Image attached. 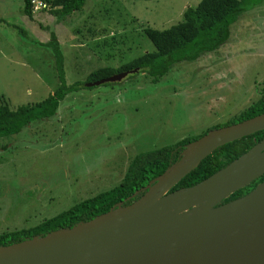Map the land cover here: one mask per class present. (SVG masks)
I'll return each mask as SVG.
<instances>
[{
	"label": "rangeland",
	"instance_id": "obj_1",
	"mask_svg": "<svg viewBox=\"0 0 264 264\" xmlns=\"http://www.w3.org/2000/svg\"><path fill=\"white\" fill-rule=\"evenodd\" d=\"M199 1L85 0L58 21L48 11L29 19L23 0H0V98L10 108L40 101L59 85L52 48L40 44L52 30L66 83L83 82L53 116L0 138V233L117 186L134 155L224 126L260 97L264 0L239 15L218 49L175 62L158 82L140 72L84 86L91 71L153 51L143 29L168 28Z\"/></svg>",
	"mask_w": 264,
	"mask_h": 264
},
{
	"label": "water",
	"instance_id": "obj_2",
	"mask_svg": "<svg viewBox=\"0 0 264 264\" xmlns=\"http://www.w3.org/2000/svg\"><path fill=\"white\" fill-rule=\"evenodd\" d=\"M137 68L84 82H116ZM264 130V112L190 141L131 204L72 228L0 246V264H264V138L198 183L171 190L217 147ZM138 191H135L134 195Z\"/></svg>",
	"mask_w": 264,
	"mask_h": 264
},
{
	"label": "trees",
	"instance_id": "obj_3",
	"mask_svg": "<svg viewBox=\"0 0 264 264\" xmlns=\"http://www.w3.org/2000/svg\"><path fill=\"white\" fill-rule=\"evenodd\" d=\"M259 1L200 0L195 6L186 7L183 11L182 20L168 28L145 27L143 29L144 34L154 46L153 51L145 52L118 68L99 67L91 71L84 82L95 81L116 72L135 68H137V71L132 75L145 72L150 76L152 82H158L161 77L167 74L175 62L196 60L202 53L214 51L223 45L230 36V25L238 19L241 13L251 9ZM84 4L85 0H53V7L48 10V13L60 21L74 11L80 10ZM22 12L29 19L32 18L33 12L30 0H23ZM2 21L3 18H0V22ZM12 26L17 29L21 37L28 38L25 29L15 24ZM40 44L52 48L59 85L53 93L44 99L32 104L19 105L15 109L10 108L6 101L0 98V138L20 132L23 127L33 120L53 116L65 95L83 85L82 81H75L71 84L66 83L64 58L56 33L53 30L50 32V39L46 42H40ZM262 112H264V88L256 101L241 111L235 118L226 122L224 126ZM201 135L185 137L173 144L134 155L128 161L123 177L117 186L79 201L68 209L52 217L45 218L32 227H22L0 233V246L12 245L34 235L43 236L57 229L72 228L79 223L91 221L111 208H116L119 203L122 206L131 204L146 191L150 180L161 175L176 163L180 157V152L187 143ZM263 136L264 130H260L217 147L180 179L172 187V190L194 185L220 168L227 166ZM263 179L264 174L249 185L230 193L221 203L247 193L257 182ZM135 191L138 192L134 195Z\"/></svg>",
	"mask_w": 264,
	"mask_h": 264
},
{
	"label": "built area",
	"instance_id": "obj_4",
	"mask_svg": "<svg viewBox=\"0 0 264 264\" xmlns=\"http://www.w3.org/2000/svg\"><path fill=\"white\" fill-rule=\"evenodd\" d=\"M32 12H44L53 7V0H30Z\"/></svg>",
	"mask_w": 264,
	"mask_h": 264
},
{
	"label": "flooded vegetation",
	"instance_id": "obj_5",
	"mask_svg": "<svg viewBox=\"0 0 264 264\" xmlns=\"http://www.w3.org/2000/svg\"><path fill=\"white\" fill-rule=\"evenodd\" d=\"M262 138H264V136L261 137V139H262ZM261 139H260V140H261ZM260 140H259V141H260ZM257 142H258V141H257ZM257 142H255L254 144H256ZM254 144H253V145H254ZM253 145H252V146H253ZM252 146H251V147H252ZM251 147H250V148H251ZM246 151H247V150H246ZM254 181H255V180H254ZM251 183H252V182H251ZM257 183H258V182H257ZM257 183H256V184H257ZM248 185H249V184H248ZM252 188H253V187H252ZM176 189H178V188H176ZM171 190H172V189H171ZM173 190H174V189H173Z\"/></svg>",
	"mask_w": 264,
	"mask_h": 264
},
{
	"label": "crops",
	"instance_id": "obj_6",
	"mask_svg": "<svg viewBox=\"0 0 264 264\" xmlns=\"http://www.w3.org/2000/svg\"><path fill=\"white\" fill-rule=\"evenodd\" d=\"M125 171V170H124ZM124 174V173H123ZM122 177H123V175H122Z\"/></svg>",
	"mask_w": 264,
	"mask_h": 264
}]
</instances>
